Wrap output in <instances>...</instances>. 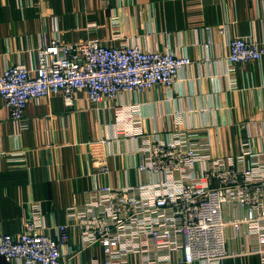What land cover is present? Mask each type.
<instances>
[{"label": "crops", "instance_id": "crops-1", "mask_svg": "<svg viewBox=\"0 0 264 264\" xmlns=\"http://www.w3.org/2000/svg\"><path fill=\"white\" fill-rule=\"evenodd\" d=\"M237 38L264 46V0H0V76L12 65L36 67L38 50L55 40L127 43L191 60L171 89L122 93L98 106L83 91L72 106L62 94L34 99L19 123L0 99V235L20 236L40 203L43 232L56 239L68 208L86 203L89 192L153 182L139 171L148 162L144 146L177 132L197 133L215 159L249 167L253 155L264 158V60L231 71L229 44ZM244 228H228L232 250H242ZM68 237L63 264L105 263L101 244L84 246L75 228ZM171 258L163 264H186L181 252ZM142 262L131 253L125 264ZM221 264L262 259L241 255Z\"/></svg>", "mask_w": 264, "mask_h": 264}, {"label": "built area", "instance_id": "built-area-1", "mask_svg": "<svg viewBox=\"0 0 264 264\" xmlns=\"http://www.w3.org/2000/svg\"><path fill=\"white\" fill-rule=\"evenodd\" d=\"M113 37L120 35L114 32ZM229 50L231 71L264 60V46L244 38L232 40ZM190 65L186 56L138 45L55 40L38 50L36 67L17 64L4 71L0 99L19 123L31 100L62 94L72 106L75 94L83 91L98 106L122 93L171 89ZM195 138L197 133L177 132L168 141H150L144 146L148 162L139 171L155 180L89 192L86 203L68 208L56 239L43 232L40 203L33 204L20 236L0 235V257L6 264H63L61 249L75 228L84 246H103L104 264H125L131 253L140 254L143 264L172 263L175 252L183 254L186 264H221L241 255H260L264 264V158L253 155L249 167L234 158L215 159L211 145ZM244 153L251 154L247 146ZM238 210L245 216L233 215ZM229 227H245L238 235L241 251L230 248Z\"/></svg>", "mask_w": 264, "mask_h": 264}]
</instances>
